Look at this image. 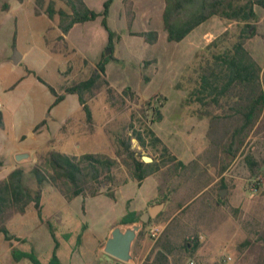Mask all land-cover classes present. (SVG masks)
Returning <instances> with one entry per match:
<instances>
[{"label": "crops", "instance_id": "1", "mask_svg": "<svg viewBox=\"0 0 264 264\" xmlns=\"http://www.w3.org/2000/svg\"><path fill=\"white\" fill-rule=\"evenodd\" d=\"M27 1L32 5L30 15L34 18L46 20V25L43 28V44L46 51L52 56L64 59L63 64L58 63L57 67H55V73L60 78L57 88L41 78L35 71L34 64L28 61L30 52L24 48V37L20 27V18L29 19L28 12L24 8V4ZM88 1L85 0V4L89 8ZM116 1L119 3L118 6H121V0H114L111 4L107 17L109 28L112 5ZM132 1L135 4L132 30L134 32L154 30L158 33L159 40L160 32L163 31L161 15L164 8V0ZM155 2L157 3L156 10L154 7ZM34 10V0H23L22 2L3 0L0 3V27L3 24L7 25L4 29L0 28V37L4 36L1 44L2 48H7V54H4L2 64L8 75L5 80L0 77V83H3L0 96L6 97L5 101L1 102L2 107L0 109L4 123L3 129H0V135L4 133V135L0 136V181L5 180L13 170L19 168L23 170L25 183V175L30 174L32 176L31 169L34 164L43 161L50 151H58L68 156L76 157L83 154H106L103 152L106 147L105 129L100 125L96 127L93 110L90 106V101L95 97L87 102L92 119L91 122H87L86 114L83 112L76 95L65 94L62 101L53 105L54 97L43 82L53 87L57 94H63L65 85L90 78L91 67L94 68L93 73H97L94 65L101 60V56L104 54L103 51L107 47L108 36L99 46L95 56L89 60L81 52L80 42L84 36L85 26H88L90 22L75 24L66 35H63L57 28V18L50 20L45 14L35 15ZM118 11L117 8V20L121 18L123 26L126 27L123 9H120V12ZM203 24L179 43L167 41L168 50L177 48V46L183 47L186 43H190V40H193L194 44V41L196 42L201 37V35L196 34ZM110 30L116 33L111 28ZM59 36H62V41H58ZM207 36L210 39L206 40V44L216 38L210 33H205L204 37ZM11 52L14 53L12 58L8 56V53ZM112 55L119 60L114 47ZM169 55L166 72L172 76L174 58L171 53ZM140 60L142 61V58H139L137 63ZM109 63L106 65L105 78ZM3 67L0 69L1 72H3ZM18 69H21V71L15 75ZM38 78L43 82L39 81ZM39 95L43 96L44 101L38 100ZM11 111L18 116L8 125L6 124L4 113ZM173 113L176 116L169 118L163 113V119L160 123H164L167 119L176 122L180 121V113L174 111ZM39 125L42 126L39 127ZM162 141L165 144L164 140ZM166 146L175 157V161H181L185 165L197 159L201 153H194L191 150L190 152L187 150H175L172 148L176 146L175 143ZM23 153L27 154L28 157L21 161H16L15 156ZM167 168L168 166L163 167L141 182L128 178L125 184L112 188L113 199L105 193L107 187H104L101 189L100 194L94 197L79 195L67 201L55 186L48 182L43 183L40 186L41 194L38 204L41 217H38L32 202L25 208L23 214H13L5 222V228L22 242L8 241L0 233V264H31L28 260L13 261L11 257L13 248L23 252L32 251L42 264H47L55 245L48 224L52 226L58 242L56 255L61 264H153L155 255L165 250L171 252L168 256L169 264H185L186 255L199 256L202 250V243L204 242L202 241L203 238L207 239L210 237V234L215 233L222 223L209 218L200 225L198 230L200 234L189 239L188 233L192 231H187V225L180 220V217L189 202H193L203 193L207 195L206 208L209 210V215L211 211L217 210L219 204L226 205L223 201L219 202L216 193L218 181L220 178H225L226 173L224 172L221 176H218L217 166L212 164L211 160L200 161L194 170L190 169L187 171L188 174L195 175L193 180L171 176ZM197 185H201L197 194L184 203V191L187 190L189 192L196 188ZM27 187L33 191L36 190V181L34 185L31 183V186ZM162 199L165 201L159 202ZM76 200H80L81 203L78 209L79 224L76 230L65 229L57 232L56 224L61 226L63 221H69L68 216L71 215V208H73L71 205ZM159 203L162 204V209L158 215L164 212L166 220L163 223H152L146 227L145 234L138 241L136 240L137 242L135 241L136 244L134 243L132 263L120 262L101 251V246L109 235L110 230L120 223L127 212L136 213L140 217L150 207ZM73 209L75 210L76 207ZM29 212L34 213L35 221L32 226L25 227L28 222L27 215ZM12 223L17 224L16 229L20 230V232L11 230L9 225ZM152 225H161L163 227V232L156 241L151 240L148 236V230ZM64 236L68 238H64ZM196 244H198V247L195 248ZM44 251L46 253L45 262L39 259V254Z\"/></svg>", "mask_w": 264, "mask_h": 264}, {"label": "trees", "instance_id": "2", "mask_svg": "<svg viewBox=\"0 0 264 264\" xmlns=\"http://www.w3.org/2000/svg\"><path fill=\"white\" fill-rule=\"evenodd\" d=\"M57 1L64 6L57 7ZM113 1L106 0L101 12H94L87 7L85 0H34L35 15L43 12L50 20L57 18V28L63 35H66L75 24L92 22L98 17L101 18V26L108 36L107 48L111 49V53L102 55L101 60L96 64L97 73H93L84 81L65 85L63 94H57L53 87L38 78L53 95V105L62 101L65 94L76 95L86 114L87 122L92 120L87 102L102 89L105 90L107 100L112 107L121 109L127 100L136 102V94L131 88L124 87L120 94H117L105 78L106 65L111 61H117L112 55L113 41L117 34L110 30L107 23L109 8ZM123 3L129 35L140 37L149 45L156 44L158 41L156 31H132L130 18L132 3L129 0H123ZM255 6L264 8V0H164L161 23L168 42H181L212 17L234 23L236 28V32L232 35H229V31L226 30L205 46L204 53L207 57L201 60L196 69L195 85L183 100L184 105L197 104L199 106L196 111L197 117L207 120L205 135L207 147L197 159L188 165L175 161L169 148L156 135L153 126L162 121V110L168 100L163 95L153 96L147 99L137 111L130 113L126 124L112 132L105 129L107 134L111 133L114 156L83 154L76 157L50 151L43 161L34 164L31 169L37 184L36 190L33 191L25 185L23 170L19 168L13 170L5 180L0 181V233L4 238L8 241L22 242L11 234L4 224L13 214H23L30 203H34L37 215L41 217L38 206L40 186L45 182L55 186L64 198L70 201L79 195L94 197L100 194L104 187H107L105 193L113 199V187L125 184L128 178L141 182L167 166L171 176L193 180L195 175H190L187 171L194 170L200 161L211 160L212 164L217 166V175L221 176L227 167L225 157L235 158L242 151L247 138L264 112V73L260 64L245 46L246 41L257 34L259 17L255 12ZM62 40V36H59L58 41ZM143 80L147 81V78L143 77ZM3 127L0 112V129ZM143 153H146L152 162H144ZM244 160L250 176L259 179L261 163L250 154H247ZM120 167L124 169L126 176H119L116 173ZM218 186L221 189H227L224 178L219 179ZM254 186L258 189L260 183L256 182ZM199 188L201 185L192 189V194H197ZM164 201V199L159 200V202ZM138 217L136 213L127 212L120 223L131 224L136 222ZM165 220L164 212L155 219L149 220L144 224L137 241L145 234L148 225L163 223ZM48 228L55 245L47 264H61L56 255L58 242L50 224ZM64 238L68 237L64 236ZM248 244L249 241L246 240L241 247ZM196 247L198 244L195 245ZM169 254H171L169 250L158 252L153 264H169ZM11 257L15 262L28 260L31 264H42L32 251L23 252L13 248Z\"/></svg>", "mask_w": 264, "mask_h": 264}, {"label": "rangeland", "instance_id": "3", "mask_svg": "<svg viewBox=\"0 0 264 264\" xmlns=\"http://www.w3.org/2000/svg\"><path fill=\"white\" fill-rule=\"evenodd\" d=\"M105 1L89 0L88 6L94 12H101ZM129 1L132 3V15L130 18L133 20L135 4L132 0ZM2 2L3 0H0V3ZM118 5L117 1L112 5V16L109 20V25L119 37L114 38L113 41V47L116 50V54H118L119 60L109 63L106 80L117 94H120L124 87L131 88L136 94V102L127 100L125 106L121 109L112 107L107 100L105 90L102 89L90 101L96 127L100 125L104 127L103 129H108L109 132L115 131L126 124L129 121L130 113L137 111L147 99L163 95L168 100L163 109L164 115L167 118L174 117L176 116L173 113L174 111L180 113L181 120L176 122L167 119L164 123L155 124L153 129L156 134L164 140L166 145L175 143L176 146L172 147L175 150H187L188 152L191 150L194 153L203 152L207 147L205 137L207 131L206 119L199 120L197 117L196 111L199 108L197 104L184 105L183 100L195 85L196 69H198L201 60L207 57L204 53V48L207 45L206 40L210 38L208 36L204 37V34L210 33L219 37L227 30L229 35H232L236 32L235 24L213 17L200 27L196 35H201V37L196 42L194 41V44L193 40H190V43H186L183 47L177 46V48L169 51L166 33L163 31L160 32L159 40L154 45L147 44L140 37L128 35V30H126L127 16L123 0H121V6L119 7ZM56 6L63 7L64 5L57 1ZM156 6L157 3L155 2V10L157 9ZM24 8L28 12L29 19L20 18V27L24 37V48L30 52L28 61L34 64L35 71L41 78L57 88L60 78L55 73V67H57L58 63L63 64L64 59L50 55L44 47L43 28L46 25V20L34 18L30 15L32 10L30 2H25ZM117 8L118 12L123 9L126 27L123 26L121 18L117 20ZM255 12L259 17L257 34L254 38L246 41L245 46L260 64L262 73H264V8L255 6ZM40 14L44 13L41 12ZM6 27L7 25L3 24L0 28L4 29ZM136 28L139 29L140 27ZM3 37H0V69L3 67L4 54H7V48H2L1 45ZM106 39L107 33L101 26L100 18L98 17L95 21L90 22L88 26H85L83 39L81 42L79 41L81 52L90 60L95 56L99 46ZM108 49L110 48L106 47L103 53L108 52ZM169 53L174 58L172 76L166 72ZM8 54L12 58L14 53ZM139 58H142V61L140 60L137 63ZM94 66L96 68V65ZM21 69H18L15 75ZM93 69L91 67V75L93 74ZM0 77L3 80L8 78L4 67L3 72L0 71ZM143 77L147 78V81H144ZM2 88L3 83H0V90ZM5 98V96H0V101L3 103ZM43 99L42 95L38 96V100L41 102L44 101ZM4 114L8 125L18 116L13 111ZM135 145L133 141V146ZM103 152L114 156V144L111 139V133H106V147ZM247 154L252 155L262 165L259 179L250 176L244 160ZM142 156L148 155L143 153ZM225 162L227 167L224 181L227 189H229H221L217 184L216 193L219 202L223 201L226 205L219 204L217 210L211 211L209 215V210L206 208L207 195L203 193L193 202H189L188 207L181 214L180 220L186 223L187 231H192L188 233L189 239L200 234L198 231L200 225L209 218L222 223L215 233L210 234V237L207 239L203 238L202 241L204 242L202 243V250L199 256L186 255L185 264H188L189 261H193L195 264H264V112L255 129L247 138L242 151L235 158L225 157ZM116 173L119 176H126L124 169L121 167L117 169ZM256 182L260 183V188L258 189L254 186ZM25 183L27 186H31V183L34 185L35 181L30 174L25 175ZM220 192L223 197H221ZM195 195L192 194V190L189 192L185 190L183 194L184 203ZM230 199L232 200L230 201ZM80 205V200H76L71 205V207H76V209L71 208V215L68 216L69 221H63L61 226L56 224L57 232L65 229L76 230L79 224L78 209ZM34 217V213H28V222L25 227L32 226L35 221ZM9 227L11 230L20 232V230L16 229V223L10 224ZM246 240L249 241V244L241 247V244ZM39 256V259L45 262V251L40 253Z\"/></svg>", "mask_w": 264, "mask_h": 264}, {"label": "water", "instance_id": "4", "mask_svg": "<svg viewBox=\"0 0 264 264\" xmlns=\"http://www.w3.org/2000/svg\"><path fill=\"white\" fill-rule=\"evenodd\" d=\"M111 50L105 52L108 55ZM28 157L27 154H17L15 156L16 161H21ZM142 160L146 163L152 162V159L148 156H143ZM221 197L223 194L220 192ZM162 204L159 203L150 207L147 212L143 213L136 222L131 224H117L109 232L105 242L101 246V251L123 263H132L133 261V246L138 238L140 231L143 229L145 223L149 220L156 218Z\"/></svg>", "mask_w": 264, "mask_h": 264}, {"label": "built area", "instance_id": "5", "mask_svg": "<svg viewBox=\"0 0 264 264\" xmlns=\"http://www.w3.org/2000/svg\"><path fill=\"white\" fill-rule=\"evenodd\" d=\"M2 107V103L0 101V109ZM163 232V227L161 225H152L148 230V236L151 240L156 241ZM188 264H195L193 261H189Z\"/></svg>", "mask_w": 264, "mask_h": 264}]
</instances>
